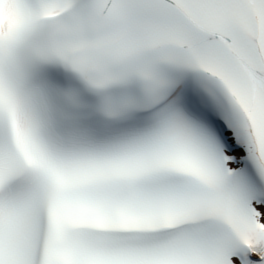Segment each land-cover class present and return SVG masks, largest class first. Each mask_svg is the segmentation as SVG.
Here are the masks:
<instances>
[{"label": "snow or ice", "instance_id": "6c2138e0", "mask_svg": "<svg viewBox=\"0 0 264 264\" xmlns=\"http://www.w3.org/2000/svg\"><path fill=\"white\" fill-rule=\"evenodd\" d=\"M0 264H264V0H0Z\"/></svg>", "mask_w": 264, "mask_h": 264}]
</instances>
